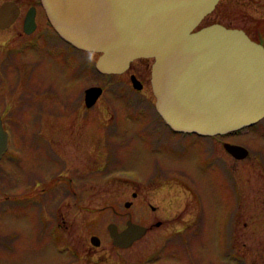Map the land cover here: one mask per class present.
Wrapping results in <instances>:
<instances>
[{"label": "rangeland", "instance_id": "1", "mask_svg": "<svg viewBox=\"0 0 264 264\" xmlns=\"http://www.w3.org/2000/svg\"><path fill=\"white\" fill-rule=\"evenodd\" d=\"M6 1L15 2L21 14L39 4V0H0V5ZM21 20L0 29V107L10 133L9 150L0 160V264H120L122 260L177 264L173 256L177 237L172 232L191 220L193 225L199 222V231L193 228L199 232L198 246L189 250L196 257L194 264H264V119L226 136L227 142L248 150L243 161L226 154L216 140L208 146L210 154L195 144L174 148L166 144L170 137L153 123L155 98L149 82L153 59L134 60L119 75H97L94 63L99 54L62 42L42 9L32 33H23ZM213 23L243 30L250 39L264 43V0H219L199 27ZM131 74L142 82L140 93L130 84ZM92 86L103 88L102 97L87 108L84 90ZM37 135L53 141L59 162L35 166L37 154L29 142L42 140ZM105 136L120 138L106 143ZM16 154L23 158L21 166L14 165ZM38 168L49 174L79 172L84 183L79 200L72 195L69 202L54 200L56 206L45 213L30 200L19 199L18 193L33 189V182L23 187L21 177L35 173V183L47 182L48 173ZM35 191L39 195L40 188ZM42 213L64 221L67 234L57 228L53 233L68 237L66 251L74 254H63L61 249L44 254L23 242L17 248L15 232L29 234L33 220ZM127 219L143 225L145 233L127 250L115 251L108 226L122 228ZM156 220L162 221L157 229ZM184 231L189 233V228ZM95 237L101 244L89 250ZM167 237L173 238L160 254L150 256L154 243ZM184 255L188 260L185 251Z\"/></svg>", "mask_w": 264, "mask_h": 264}, {"label": "water", "instance_id": "2", "mask_svg": "<svg viewBox=\"0 0 264 264\" xmlns=\"http://www.w3.org/2000/svg\"><path fill=\"white\" fill-rule=\"evenodd\" d=\"M219 0H40L47 20L77 49L99 53L102 74H121L136 59H153L151 90L155 110L171 129L200 136L224 135L264 118V47L240 29L221 24L199 27ZM19 15L12 1L0 5V29ZM35 8L26 14L23 31L35 29ZM198 26V28H197ZM197 28V29H196ZM132 85L141 84L132 76ZM102 90H85L87 108ZM7 133L0 121V157ZM236 159L243 147L225 144ZM130 203H125L129 207ZM114 245L127 248L145 233L127 221L118 232L108 226ZM98 238H93L98 245Z\"/></svg>", "mask_w": 264, "mask_h": 264}, {"label": "flooded vegetation", "instance_id": "3", "mask_svg": "<svg viewBox=\"0 0 264 264\" xmlns=\"http://www.w3.org/2000/svg\"><path fill=\"white\" fill-rule=\"evenodd\" d=\"M31 7L35 8V25H37L36 22H37L38 14L40 12V9H42V8H41L40 3L38 5L30 6L29 8H31ZM25 12H27V10ZM25 15H26V13L21 14V9H20V12L16 18V21L21 17V19H22L21 21L24 22ZM252 39L258 43H261L264 46V43L261 42L259 39H254V38H252ZM132 75H134V74H131L129 77H131ZM137 79L139 80V78H137ZM140 91H138V93H140ZM101 97H102V94L99 97V99ZM0 105H1V103H0ZM35 114H36V112H35ZM40 114H41L40 111H38L37 116ZM0 121H1L3 128H5V126H8L7 125V119L5 116V110L3 111L1 109V107H0ZM153 123H156L157 128L159 129V132L161 134L170 137V140L166 141V144L171 145L174 148H178V149L179 148L185 149L188 147L192 148V146L195 144L194 148L199 147L200 149L204 150L206 154H210L211 150L208 149V146L211 143V140L213 142H215V140H216L218 142V144H222L223 147H224L225 143L240 145V144H236V143L227 142L225 140L226 137H222V136L197 137V136H193V135L173 134L170 132L169 128L163 123V121L159 118L157 113H156V119H154ZM115 131H116V127H115ZM160 133H159V135H161ZM36 137H42V135H37V136H35V138ZM114 137L116 138L117 136H105L104 138L106 139V143H108V142L113 143L114 141H116V140H111ZM9 138H10V136L8 137V149L3 154L2 158L5 156V154L9 150V145H10ZM45 138L47 139V137H42V140L33 139L29 142L30 145L33 144L32 148L35 149V153L37 154V158L35 160V166H37V167H44V166H47L49 164H52L54 162V160H56V162L60 161L54 157V155H56L57 158L60 159L59 155L53 153V149L51 146V143H53V141H50L48 139L46 140ZM117 138H120V136H118ZM158 139L161 140V136H159ZM109 140H111V141H109ZM160 140H158V141L155 140V142L159 144V142H161ZM193 140H196V141H193ZM108 154L111 155V151H108ZM226 154H228V153L226 152ZM246 158L247 157H245L241 161L245 160ZM262 159H263L262 162L264 163V156ZM207 162L210 163L209 161H207ZM207 162H206V164H207ZM21 164H23V158L21 157V155L16 154V157L14 159V165L15 166H17V165L21 166ZM38 169H39L40 173H45V174L48 173L47 174L48 176L46 179L47 182L37 181L35 183V178H36L35 173L30 174V176L26 177V178L21 177V179L24 183L23 187L26 188V186H30L31 183L33 182V185H32L33 189L30 192L28 191L26 193H23V192L18 193L17 195H19V199L26 200V201L30 200V203H34L33 205L35 207L38 206V208L40 207L43 210L45 209V213L49 212L46 208H51V207L56 206V205H54L55 203H53L54 200L60 201L62 203L69 202V200L71 199V195L74 196V198H76L77 200H79V194H80V192L84 186V183L82 182L83 176L79 172L76 175L74 174L72 176L71 174L65 173L66 171H63V170L60 172H57L56 174H54V173L49 174L48 169H44V170H42L40 168H38ZM202 185L204 187L203 183L201 184V186ZM194 186H195L196 190L198 191L197 187H199V185L195 184ZM37 187L40 188L39 195L35 191ZM199 190H202V188L200 187ZM77 200H75V201H77ZM38 208H36V209L38 210ZM151 209H152V211L156 212L154 207L151 206ZM45 213H42L41 216L35 218L33 220V222L31 221L32 224H31V230H30L29 234H27L26 232H22V231L21 232H15V234L17 233V235H14L13 238L15 240H19L17 242V245H18L17 248H20L22 245L21 242H23L26 244V247H29L31 249H35V250L42 252L44 254H47L48 252L54 253V250L58 251L60 249L62 251L65 250L63 254H65V253L66 254H70V253L74 254L71 250H70L71 252L66 251V249H68V246H69V242L67 240L68 237H66L67 239H65L62 236L57 237L53 233L54 228L55 229L57 228L61 232V234H63V235L67 234V232H68L67 227H64V225H63L64 221L63 220L55 221V220L51 219L50 217L45 216L44 215ZM196 218H197V216L195 217V219ZM39 219H41V220H39ZM127 221H131V220L127 219L125 226H123L122 228H120L119 226H116L118 232H121L126 228ZM54 222H55V225H53V224L48 225V224L54 223ZM160 223H162V221L160 222V221L156 220L154 227L157 229L158 227H160L162 225ZM197 223H199V222L196 221L195 225H193L194 221L191 220L189 223L183 224V226L179 225L178 227H176V229L173 230L172 233L177 238L167 237L165 239H162V241L157 240L154 243L155 248L149 252L150 256L156 255L158 252L160 254L161 250L165 247L166 242L169 239L173 238V242L177 244L176 247L174 248L175 254H173L175 263L177 262V264H194V260H196V257H194V255H192L189 250L194 249V248H196V246H198L197 241H199V240H196V239L198 238L199 228L196 225ZM194 227H196L198 231H195L193 229ZM185 228H189V233L184 231ZM22 234H24L25 236H21ZM24 238H25V240H23ZM97 242H98V245L97 246L94 245L93 248L89 247V250H97L101 244L100 239ZM113 249L116 251V250H127L128 248L122 249V248L117 247L116 245L113 244ZM184 251L186 252V258H188V260H185ZM159 254H158V256H159ZM117 255H118V253L116 252V256ZM122 261H123V263L120 262V264H137V263H129V261L127 262L126 260H122Z\"/></svg>", "mask_w": 264, "mask_h": 264}, {"label": "bare ground", "instance_id": "4", "mask_svg": "<svg viewBox=\"0 0 264 264\" xmlns=\"http://www.w3.org/2000/svg\"><path fill=\"white\" fill-rule=\"evenodd\" d=\"M198 26H200V25H198ZM198 26H197V28H198ZM196 28V29H197ZM96 62H97V60H96ZM96 62L94 63V64H96ZM109 75V74H108ZM150 75H151V73H150ZM148 79V78H147ZM149 82L151 83V78L149 79Z\"/></svg>", "mask_w": 264, "mask_h": 264}]
</instances>
